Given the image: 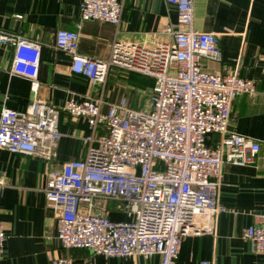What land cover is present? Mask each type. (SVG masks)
<instances>
[{"label":"built area","instance_id":"1","mask_svg":"<svg viewBox=\"0 0 264 264\" xmlns=\"http://www.w3.org/2000/svg\"><path fill=\"white\" fill-rule=\"evenodd\" d=\"M165 1L177 14L163 32L169 40L153 46L117 41L106 61L77 52V30L56 32L55 47L71 55L74 75L104 84L109 68L116 66L151 79L141 108L131 107L126 96L115 103L101 96L65 101L64 110L85 118L90 132L83 137L84 156L64 162L46 178L47 204L60 210L57 238L63 247L107 257L158 255V264H175L182 239L214 234L218 215L226 211L219 202L223 165L251 162L259 150L258 140L229 128L234 98L255 94L254 79L236 70L204 69L201 58L221 60L218 36L194 28L193 0ZM122 12L120 0L80 3V20L118 25ZM0 46L12 49L10 74L36 89L39 42L0 29ZM56 112L34 99L24 110L0 104V148L45 156V149L61 138ZM4 185L0 176V188ZM105 201L127 219H111L101 207ZM5 237L0 222V258ZM243 238L253 251L264 253V214L254 216ZM49 264H71V259L51 258Z\"/></svg>","mask_w":264,"mask_h":264},{"label":"crops","instance_id":"2","mask_svg":"<svg viewBox=\"0 0 264 264\" xmlns=\"http://www.w3.org/2000/svg\"><path fill=\"white\" fill-rule=\"evenodd\" d=\"M121 22L80 20L81 0H0V29L20 33L40 45L39 85L11 75L12 49L0 46V104L24 110L34 99L52 105L59 120L60 140L45 149V156L11 153L0 148V222L6 233L0 264H49L68 257L71 264H158L159 256L107 257L84 248L63 247L57 238L60 210L47 204L46 178L64 162L84 156L83 137L90 132L85 118L64 110L71 97L101 96L115 103L126 96L141 108L149 96V80L116 66L109 68L104 84L70 72L71 55L55 47L58 29L78 31L77 52L106 61L114 42L153 46L169 40L164 34L176 21V10L165 0H120ZM79 24V26H77ZM193 26L218 36L221 60L201 58L202 67L216 73L236 70L255 81L256 93L239 94L232 102L229 128L259 141L251 162L225 163L219 202L226 211L216 219L214 234L182 239L175 264H264V253L253 251L243 230L256 214H264V0H193ZM102 105L105 112L107 104ZM113 220L127 219L114 203L101 204ZM95 207L94 211H98Z\"/></svg>","mask_w":264,"mask_h":264},{"label":"rangeland","instance_id":"3","mask_svg":"<svg viewBox=\"0 0 264 264\" xmlns=\"http://www.w3.org/2000/svg\"><path fill=\"white\" fill-rule=\"evenodd\" d=\"M135 74H136V73H135ZM138 75H140V74H138ZM140 76H143V75H140ZM143 77H145V78H147V79L149 80V84H150V86H151V79L148 78V77H146V76H143Z\"/></svg>","mask_w":264,"mask_h":264},{"label":"water","instance_id":"4","mask_svg":"<svg viewBox=\"0 0 264 264\" xmlns=\"http://www.w3.org/2000/svg\"><path fill=\"white\" fill-rule=\"evenodd\" d=\"M206 144L209 145V140L206 141Z\"/></svg>","mask_w":264,"mask_h":264}]
</instances>
